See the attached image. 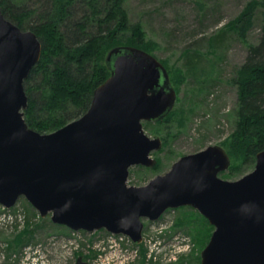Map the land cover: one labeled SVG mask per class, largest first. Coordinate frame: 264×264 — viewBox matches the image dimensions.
I'll return each mask as SVG.
<instances>
[{
	"label": "water",
	"instance_id": "water-1",
	"mask_svg": "<svg viewBox=\"0 0 264 264\" xmlns=\"http://www.w3.org/2000/svg\"><path fill=\"white\" fill-rule=\"evenodd\" d=\"M41 44L0 10V206L23 197L40 215L72 231L106 230L142 241L143 220L190 207L213 226L200 264H264V149L252 171L236 180L219 175L230 158L219 145L180 157L144 186L127 184L135 166L153 168L162 141L143 122H158L176 93L165 67L131 46L105 57L109 77L87 111L62 128L41 134L24 120L23 83L38 63ZM75 264H87L81 257Z\"/></svg>",
	"mask_w": 264,
	"mask_h": 264
},
{
	"label": "rangeland",
	"instance_id": "rangeland-1",
	"mask_svg": "<svg viewBox=\"0 0 264 264\" xmlns=\"http://www.w3.org/2000/svg\"><path fill=\"white\" fill-rule=\"evenodd\" d=\"M250 2L260 0L124 1L128 20L142 27L150 54L164 65L176 93L166 119L142 123L145 134L159 137L162 147L151 154L155 167L129 170L128 185L144 186L168 172L180 157L208 146L227 151L238 102L235 80L248 48L259 41L260 12L246 39L235 34L230 22ZM13 3L21 6L19 0ZM231 165L219 175L222 179L236 180L254 168L235 160ZM143 224L142 242L135 246L128 237L106 230L72 231L53 224L49 215L41 218L21 197L11 209L0 206V264H75L79 257L87 264H141L140 251L145 253L144 264L153 256L161 264H200L214 231L190 207L169 209L158 220ZM160 231L167 233L165 252H159Z\"/></svg>",
	"mask_w": 264,
	"mask_h": 264
},
{
	"label": "trees",
	"instance_id": "trees-1",
	"mask_svg": "<svg viewBox=\"0 0 264 264\" xmlns=\"http://www.w3.org/2000/svg\"><path fill=\"white\" fill-rule=\"evenodd\" d=\"M124 1L19 0L18 6L13 0H0L3 16L21 30L33 32L41 44L39 61L23 83L24 120L29 128L51 133L83 115L93 91L110 75L105 57L111 49L131 46L150 53L142 27L128 20ZM257 12L260 37L248 48L235 80L238 102L225 150L230 162L251 165L264 149V0L250 2L230 22L235 34L246 39ZM140 254L144 264L145 253Z\"/></svg>",
	"mask_w": 264,
	"mask_h": 264
},
{
	"label": "flooded vegetation",
	"instance_id": "flooded-vegetation-1",
	"mask_svg": "<svg viewBox=\"0 0 264 264\" xmlns=\"http://www.w3.org/2000/svg\"><path fill=\"white\" fill-rule=\"evenodd\" d=\"M166 232H163V231H160V234H159V236H158V238H160L161 240H160V242H159V244H161V242H162V249H159V252H161V251H163V252H165V250H166V247H167V241H166ZM165 257H166V254L164 253V259H165ZM152 263H150V264H161L160 262H161V259L160 258H157V256H153V258H152V261H151ZM165 264H167V263H165Z\"/></svg>",
	"mask_w": 264,
	"mask_h": 264
},
{
	"label": "built area",
	"instance_id": "built-area-1",
	"mask_svg": "<svg viewBox=\"0 0 264 264\" xmlns=\"http://www.w3.org/2000/svg\"><path fill=\"white\" fill-rule=\"evenodd\" d=\"M4 220V219H3ZM8 220V219H7Z\"/></svg>",
	"mask_w": 264,
	"mask_h": 264
}]
</instances>
